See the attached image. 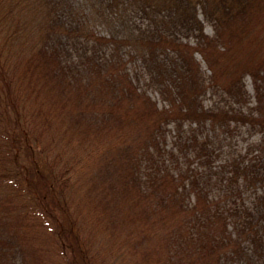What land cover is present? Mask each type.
Returning <instances> with one entry per match:
<instances>
[{
	"label": "trees",
	"instance_id": "16d2710c",
	"mask_svg": "<svg viewBox=\"0 0 264 264\" xmlns=\"http://www.w3.org/2000/svg\"><path fill=\"white\" fill-rule=\"evenodd\" d=\"M208 88L233 105L205 107ZM231 123L261 138L229 180L264 182V0H0V181L10 185L0 264L105 263L55 215L48 181L61 187L67 170L20 161L45 135L71 151L77 213L102 227L114 253L125 248L126 264H264V195L238 208L212 192V140L200 130ZM29 194L35 205L22 209Z\"/></svg>",
	"mask_w": 264,
	"mask_h": 264
},
{
	"label": "rangeland",
	"instance_id": "374dc122",
	"mask_svg": "<svg viewBox=\"0 0 264 264\" xmlns=\"http://www.w3.org/2000/svg\"><path fill=\"white\" fill-rule=\"evenodd\" d=\"M139 17L140 18L136 20L135 24H138L139 26L140 23L142 27L145 26L148 19H144L142 16ZM204 22V30L207 33H213L212 25L206 20ZM135 26L136 25H134V27ZM129 27L133 28L132 26ZM101 28L104 29L105 27L102 26ZM98 29H100V27ZM191 42L193 43L194 41L191 40ZM195 55L202 65V68L204 70L203 75H209L211 71L208 69L202 54L198 51L195 53ZM128 61L129 68H134V70H138L140 65L142 64L132 57H130ZM140 76V84L142 85V87L147 90V92L157 101L160 106H162L165 102L157 86L155 84H151V79H149L148 77H144L147 76L145 73H141ZM245 82L248 91L253 94L254 90L250 77H246ZM202 100L204 106L209 108L226 106L233 103L225 95L215 91L212 88H208L203 93ZM250 104L253 105L254 102L252 101ZM194 126L195 123L190 124L189 122H187L185 124V127L187 128H194ZM200 131H205L204 134H208L210 139L212 140L210 149L214 152V154L212 156L211 162V165H213V167L210 171L213 176L212 180L213 182L215 181L212 185L213 194L223 200L227 199L228 202L231 203V205H236L238 208L251 206L254 203L256 204L257 197L259 195H264V182L257 178L245 181L240 178L236 179L238 180L236 182H231V179L229 180V177L232 178L234 176L235 170L243 165V161H246L254 156L255 151H251V149L259 143L261 133L259 131L251 129L246 124L235 123H231L228 126L206 125ZM48 136L49 135H45L39 140L35 141L30 140L29 145L32 147L33 153L30 154L28 153V151H20L19 154L21 163L28 166L37 164L39 170L41 169V171L43 172L45 170L47 172L51 171V173L55 174L56 176L58 172L61 173L65 168L67 170V172L63 175V178H65V182L62 181L61 187L58 186V183L56 184L52 176L49 181L47 180L50 186L56 185L55 187L57 188L56 190H52L49 193L52 195L51 200L54 198V200L58 201L59 205H61V207H57L56 209H54V211L55 215H58L62 220V228H72L74 232L78 231L81 240H83L90 248V252H87V254H95V256L93 257V260L95 262L105 261V263L101 264H126V262H124L125 248H122L114 253V251L112 250V242L109 236L104 233L102 227L98 225L97 229L96 225L92 224L91 218L84 212L77 213L76 202H74L76 201V193H72L76 189V165L72 163L70 153L71 151L60 153L56 149L57 142L51 144ZM174 139L175 130L170 126V131L168 133L169 146L172 145ZM59 185H61L60 182ZM8 188H10V185L8 183L4 184L2 183V181H0V206L5 205V202L7 201L4 196L6 194L5 191H7ZM34 203L35 199L31 197V194H29L27 198L23 195L22 200L20 201L22 209H28L32 205H35ZM65 203L66 205H63ZM11 204H14V202L11 201ZM67 206L69 207L68 210L74 213L73 216L76 217V222L72 220V216L70 217L68 210H65V212L62 211V208L65 209V207ZM38 218H44L42 212L40 214V217H36V219ZM53 238L54 241H51V243H53L51 244V246L55 247L54 244H56L58 247H61L63 239L58 240L55 237ZM96 254H98V256ZM58 256L59 253H57L54 258H57L59 260ZM90 256L92 257V255ZM103 256L108 257H105L103 259ZM58 260L56 261L59 262Z\"/></svg>",
	"mask_w": 264,
	"mask_h": 264
}]
</instances>
